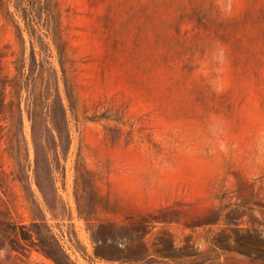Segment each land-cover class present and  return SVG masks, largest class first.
<instances>
[{"label": "rangeland", "instance_id": "obj_1", "mask_svg": "<svg viewBox=\"0 0 264 264\" xmlns=\"http://www.w3.org/2000/svg\"><path fill=\"white\" fill-rule=\"evenodd\" d=\"M32 42L71 143L48 203L0 118V264H264V0H0V77Z\"/></svg>", "mask_w": 264, "mask_h": 264}, {"label": "trees", "instance_id": "obj_2", "mask_svg": "<svg viewBox=\"0 0 264 264\" xmlns=\"http://www.w3.org/2000/svg\"><path fill=\"white\" fill-rule=\"evenodd\" d=\"M29 26H32V34L34 35L35 28L30 23ZM18 28L20 29L19 26ZM51 32L53 44L59 54L64 94L70 109L75 110L77 97L75 87L70 81L66 68V45L60 35L58 25H54ZM21 39L25 44L24 37H21ZM31 44L33 59L30 67L26 69V60L23 58L18 61L23 66L20 67L19 65L17 74L13 78H9L8 75L0 77V118L9 116L19 122L17 137L24 142L25 148L23 150L27 155L26 160L29 166H33L35 182L45 200L49 203L50 191L56 190V172L64 170L62 159L69 150L71 134L67 117V105L60 88L58 71L51 67L53 72H49L45 67L44 59L38 62L34 43ZM4 57L6 55L2 54V58ZM45 71L49 73L47 76L44 75ZM42 75H44L45 88L37 85V81L43 79ZM23 92L27 93L24 107L22 104ZM25 112L31 122L34 149L33 162L29 157V144L24 129ZM21 149V146L18 147V152ZM16 164L22 165L21 159H17ZM81 178L84 180L86 187H89L96 194L97 187L89 171H82ZM37 234L40 236V240H43L42 234L40 232ZM46 248L48 247L46 246ZM45 252L50 256H54L53 251H50L49 248ZM56 260L59 262V259Z\"/></svg>", "mask_w": 264, "mask_h": 264}]
</instances>
